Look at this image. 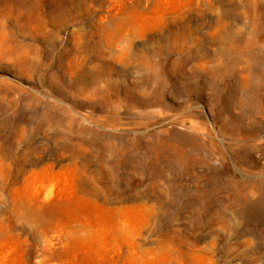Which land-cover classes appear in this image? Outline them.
<instances>
[{
  "label": "rangeland",
  "instance_id": "374dc122",
  "mask_svg": "<svg viewBox=\"0 0 264 264\" xmlns=\"http://www.w3.org/2000/svg\"><path fill=\"white\" fill-rule=\"evenodd\" d=\"M0 264H264V0H0Z\"/></svg>",
  "mask_w": 264,
  "mask_h": 264
}]
</instances>
